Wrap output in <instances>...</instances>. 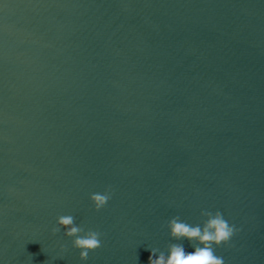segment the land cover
Returning a JSON list of instances; mask_svg holds the SVG:
<instances>
[{
    "label": "water",
    "instance_id": "95a60500",
    "mask_svg": "<svg viewBox=\"0 0 264 264\" xmlns=\"http://www.w3.org/2000/svg\"><path fill=\"white\" fill-rule=\"evenodd\" d=\"M201 209L264 264V0H0V264H147Z\"/></svg>",
    "mask_w": 264,
    "mask_h": 264
},
{
    "label": "clouds",
    "instance_id": "9594fccd",
    "mask_svg": "<svg viewBox=\"0 0 264 264\" xmlns=\"http://www.w3.org/2000/svg\"><path fill=\"white\" fill-rule=\"evenodd\" d=\"M112 195L113 188L108 185L103 191L90 193L89 199L94 209L99 211L108 204ZM200 215L205 219L196 224L182 220L179 215L171 217L167 221V228L169 235L177 242L168 245L167 253L156 247H149L147 264H224V258L215 254V248L228 244L240 228L225 219L219 209H201ZM56 225L51 229L52 233L63 228L64 235L73 238L72 246L80 250L82 261L88 260L91 250L101 247V233L92 229L85 230L75 223L71 214L57 216ZM184 240L189 242L192 251L186 250ZM64 250L65 246L61 244L60 252L63 253Z\"/></svg>",
    "mask_w": 264,
    "mask_h": 264
}]
</instances>
